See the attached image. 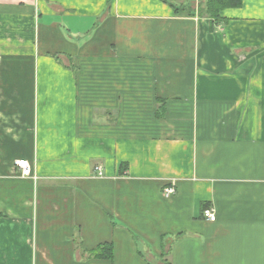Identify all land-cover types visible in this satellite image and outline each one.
<instances>
[{"label": "crops", "instance_id": "crops-1", "mask_svg": "<svg viewBox=\"0 0 264 264\" xmlns=\"http://www.w3.org/2000/svg\"><path fill=\"white\" fill-rule=\"evenodd\" d=\"M198 6L0 0V264H264V0Z\"/></svg>", "mask_w": 264, "mask_h": 264}, {"label": "trees", "instance_id": "trees-1", "mask_svg": "<svg viewBox=\"0 0 264 264\" xmlns=\"http://www.w3.org/2000/svg\"><path fill=\"white\" fill-rule=\"evenodd\" d=\"M242 4V0H199V6L197 8V14L200 17H208L212 20L223 21L220 13L226 8L239 7ZM174 11L178 14L185 10L184 6L177 8L172 6ZM190 14V12H189ZM112 246L110 244H101L95 248L91 254L94 257L111 260L113 257Z\"/></svg>", "mask_w": 264, "mask_h": 264}, {"label": "built area", "instance_id": "built-area-1", "mask_svg": "<svg viewBox=\"0 0 264 264\" xmlns=\"http://www.w3.org/2000/svg\"><path fill=\"white\" fill-rule=\"evenodd\" d=\"M16 167L18 169V174L22 178H29L32 177L31 167L28 161L21 160L16 162ZM98 173L100 174L99 168H97ZM175 194V187L174 186H167L162 190V195L165 198H169ZM202 217L204 220L208 222H214L216 219L214 210L212 208H206L202 211Z\"/></svg>", "mask_w": 264, "mask_h": 264}]
</instances>
